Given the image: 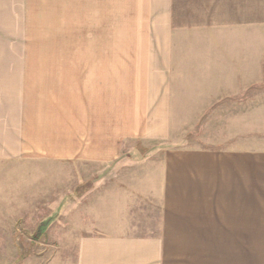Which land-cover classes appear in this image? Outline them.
<instances>
[{"label":"crops","instance_id":"obj_1","mask_svg":"<svg viewBox=\"0 0 264 264\" xmlns=\"http://www.w3.org/2000/svg\"><path fill=\"white\" fill-rule=\"evenodd\" d=\"M199 4L138 0L137 54L54 61L5 55L0 0L1 173L19 158L97 175L75 264H250V250H174L183 238H250L264 222V13L210 23L193 17ZM197 126L212 146H188Z\"/></svg>","mask_w":264,"mask_h":264},{"label":"rangeland","instance_id":"obj_2","mask_svg":"<svg viewBox=\"0 0 264 264\" xmlns=\"http://www.w3.org/2000/svg\"><path fill=\"white\" fill-rule=\"evenodd\" d=\"M202 1L193 17L208 18L210 23L226 15L229 21L246 20L257 5L264 13V0H242V8L236 5L239 0H223L233 4L200 11L206 6ZM98 2L99 6L83 12L81 5L71 8L65 0H5V55L55 61V55L66 54L75 58L137 54L143 41L140 19L145 16L129 11L138 0ZM94 10L100 13L89 14ZM192 131L188 146H212L202 141L200 126ZM4 170L3 174L0 168V264H75L79 236L94 230L89 205L97 195V175L83 182L81 174H75L77 167L46 159L5 158ZM84 172L96 174L91 167ZM250 235L246 239L183 238L176 240L174 250H250V264H264V222H251Z\"/></svg>","mask_w":264,"mask_h":264}]
</instances>
